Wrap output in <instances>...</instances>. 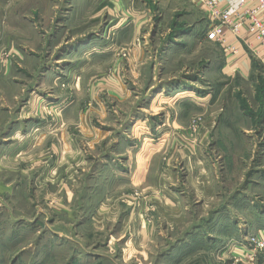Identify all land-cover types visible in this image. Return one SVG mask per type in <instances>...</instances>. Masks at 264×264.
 <instances>
[{
	"label": "rangeland",
	"instance_id": "374dc122",
	"mask_svg": "<svg viewBox=\"0 0 264 264\" xmlns=\"http://www.w3.org/2000/svg\"><path fill=\"white\" fill-rule=\"evenodd\" d=\"M209 29L188 0H0V264H264V71L223 73Z\"/></svg>",
	"mask_w": 264,
	"mask_h": 264
},
{
	"label": "built area",
	"instance_id": "2783aa9c",
	"mask_svg": "<svg viewBox=\"0 0 264 264\" xmlns=\"http://www.w3.org/2000/svg\"><path fill=\"white\" fill-rule=\"evenodd\" d=\"M188 1L205 13L210 24L205 34L208 41L224 45L226 33L238 40L244 32L250 48L264 50V0H241L233 10L223 8L217 0ZM237 52L231 45L226 50L231 55ZM257 243L264 249V242Z\"/></svg>",
	"mask_w": 264,
	"mask_h": 264
},
{
	"label": "crops",
	"instance_id": "0c3cea01",
	"mask_svg": "<svg viewBox=\"0 0 264 264\" xmlns=\"http://www.w3.org/2000/svg\"><path fill=\"white\" fill-rule=\"evenodd\" d=\"M217 1L220 4V6H222L223 8H228L230 10H233L235 6L238 4V2L241 0H217ZM248 42H249V38L246 36L244 32L240 35L238 40H235L228 33L225 34V44L224 45L219 44V46L223 49L224 52L225 65L224 67H222L223 73L227 72L232 74V76L233 75L237 77L241 76L244 80H247V77L251 76L254 72L257 74L258 70L260 71L262 70V72L264 71V50H259V51L254 50L253 48H250L248 46ZM230 45L235 46V48L237 49L238 52L236 55H231L226 53V50ZM263 79H264L263 76L256 75L254 93L260 92L261 88L264 89V82L262 81ZM256 98L257 96L255 95V99ZM240 99L242 104L246 108L247 106L248 107L250 106L248 99L245 98L243 95L240 96L239 100ZM259 104H260L259 105L260 111L264 110V96H262V98H259ZM244 110L245 109L243 108V111ZM50 138L51 136H49V138L46 140V143L49 144V146L46 144V147H50L53 144V143H49Z\"/></svg>",
	"mask_w": 264,
	"mask_h": 264
}]
</instances>
